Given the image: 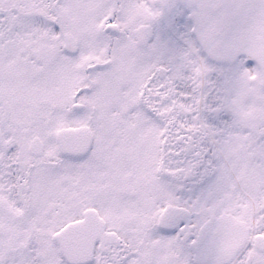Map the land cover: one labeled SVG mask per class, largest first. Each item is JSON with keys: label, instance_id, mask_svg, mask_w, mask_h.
Masks as SVG:
<instances>
[{"label": "snow or ice", "instance_id": "1", "mask_svg": "<svg viewBox=\"0 0 264 264\" xmlns=\"http://www.w3.org/2000/svg\"><path fill=\"white\" fill-rule=\"evenodd\" d=\"M0 264H264V0H0Z\"/></svg>", "mask_w": 264, "mask_h": 264}]
</instances>
